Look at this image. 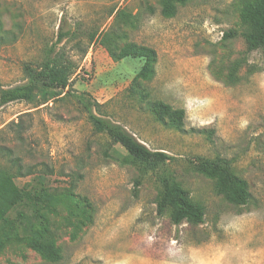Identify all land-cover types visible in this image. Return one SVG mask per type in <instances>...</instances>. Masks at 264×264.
Returning <instances> with one entry per match:
<instances>
[{
    "label": "rangeland",
    "instance_id": "rangeland-1",
    "mask_svg": "<svg viewBox=\"0 0 264 264\" xmlns=\"http://www.w3.org/2000/svg\"><path fill=\"white\" fill-rule=\"evenodd\" d=\"M249 2L0 0L3 88L28 83L24 66L41 64L60 28L75 34L56 45L75 65L69 96L0 105V172L25 193L8 213L11 230L0 226V240L11 234L0 264H264V46L249 50L239 35L251 30L240 16ZM167 4L174 15L161 14ZM102 39L118 50L154 49L152 77L133 80L144 58L114 61ZM80 94L99 104L96 114L171 159L156 167L132 160L92 130L73 97ZM158 101L183 110L179 127L152 111ZM196 158L227 159L248 183V203L227 202ZM18 166L31 174L19 176ZM167 179L203 207V223L174 225L169 209L157 212ZM42 219L57 262L28 244Z\"/></svg>",
    "mask_w": 264,
    "mask_h": 264
},
{
    "label": "trees",
    "instance_id": "trees-1",
    "mask_svg": "<svg viewBox=\"0 0 264 264\" xmlns=\"http://www.w3.org/2000/svg\"><path fill=\"white\" fill-rule=\"evenodd\" d=\"M175 9L171 4L162 7L161 14L163 16L174 15ZM242 20L247 23L251 30L242 32L241 35L249 50L261 48L264 46V0H254V2L246 3L240 10ZM3 32L0 21V34ZM238 35L236 32H224L223 38ZM75 34L70 30L59 29L56 42L49 46L41 64L32 68L26 64L23 68L27 84L14 86L11 88H3L0 83V105L14 101H25L37 106L46 104L49 100H55L64 96H69V92L65 90L70 85L69 79L74 72L75 65L68 59L63 58L64 54L60 50H56V45L62 40H71ZM109 57L118 61L128 56L143 57L145 62L140 71L133 80L139 78L147 80L153 75L152 64L156 60V51L150 47L130 44L116 49V44H108L102 39ZM56 71V72H55ZM61 74H57V73ZM83 112L86 114L92 130L95 133L106 134L111 141L119 144L127 152L128 156L137 162L144 163L150 167H156L164 164L171 158L168 154L160 150H150L143 143L129 132L123 125L103 118L96 114L99 104L85 97V94L73 96ZM152 111L156 114L167 116L170 121L181 125L183 110H172L168 104L161 101L151 104ZM4 151L6 149L0 148ZM1 152V151H0ZM196 169L203 175L215 179L216 192L221 195L227 202L241 206L248 203L250 193L248 183L245 179L232 173L230 162L224 158L214 160L206 158L195 159ZM17 173L21 175H29L32 170L28 168L24 174L17 167ZM25 198V193L13 181V177L7 172H0V226L6 225L9 231L11 224L8 222V213L14 209ZM157 212L163 213L165 209L170 210V219L174 225H180L183 222L197 225L204 222V209L202 206L194 204L190 200L189 192L181 185L172 180H165L162 190L156 198ZM43 218L42 214H38V219ZM45 220L40 221L41 232L30 230L28 235V244L31 249L41 258L49 262H57L61 256L59 249L54 241L47 237L48 228ZM11 238V234H7L3 240H0V249L5 240ZM16 239H21L16 237Z\"/></svg>",
    "mask_w": 264,
    "mask_h": 264
}]
</instances>
